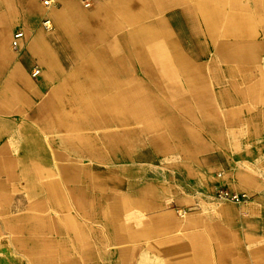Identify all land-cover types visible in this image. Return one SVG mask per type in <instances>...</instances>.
Returning a JSON list of instances; mask_svg holds the SVG:
<instances>
[{"label": "crops", "instance_id": "crops-1", "mask_svg": "<svg viewBox=\"0 0 264 264\" xmlns=\"http://www.w3.org/2000/svg\"><path fill=\"white\" fill-rule=\"evenodd\" d=\"M44 1L0 0V264H264V0Z\"/></svg>", "mask_w": 264, "mask_h": 264}, {"label": "built area", "instance_id": "built-area-1", "mask_svg": "<svg viewBox=\"0 0 264 264\" xmlns=\"http://www.w3.org/2000/svg\"><path fill=\"white\" fill-rule=\"evenodd\" d=\"M86 7H91L95 0H80ZM59 4L56 0H45L44 1V8L46 10H52L53 8L57 7ZM46 25L49 24V21L46 20L44 22ZM21 34L18 35V37ZM38 71L36 72V74ZM214 195L217 201L219 202H235L238 204H246L251 201V196L247 193H232L226 188H222L220 186H214Z\"/></svg>", "mask_w": 264, "mask_h": 264}]
</instances>
